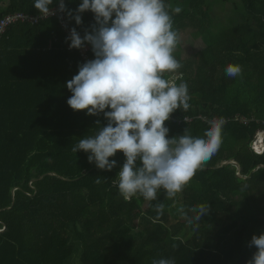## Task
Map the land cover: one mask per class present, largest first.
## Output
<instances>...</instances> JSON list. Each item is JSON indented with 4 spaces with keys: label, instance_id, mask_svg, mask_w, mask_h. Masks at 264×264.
Returning <instances> with one entry per match:
<instances>
[{
    "label": "trees",
    "instance_id": "trees-1",
    "mask_svg": "<svg viewBox=\"0 0 264 264\" xmlns=\"http://www.w3.org/2000/svg\"><path fill=\"white\" fill-rule=\"evenodd\" d=\"M216 1H165L174 30L199 32L202 43L195 59L178 60L177 84H187L190 107L171 115L194 119L167 121L168 138L185 129L203 137L207 128L199 115L253 121L222 126L217 152L173 199L161 189L155 201H125L112 183L126 160L122 152L110 158L117 166L109 172L89 163V153L72 151L107 120L67 104L66 83L83 62L65 48L57 20L7 29L0 40V264H71L74 257L78 264H152L161 258L247 264L256 251L248 243L264 233V154L249 147L260 128L255 121H264V0H238L242 13L233 25L211 21ZM64 2L75 12L82 0ZM33 5L34 0H0V18L39 14ZM176 7L182 9L178 14ZM81 16L76 25L65 14L83 37L95 20L91 12ZM229 64L241 66L242 74L229 78ZM226 162L234 165H221ZM176 204L181 221L172 213L170 220ZM201 205H209V213L196 221ZM185 228L192 235L182 239Z\"/></svg>",
    "mask_w": 264,
    "mask_h": 264
},
{
    "label": "clouds",
    "instance_id": "clouds-1",
    "mask_svg": "<svg viewBox=\"0 0 264 264\" xmlns=\"http://www.w3.org/2000/svg\"><path fill=\"white\" fill-rule=\"evenodd\" d=\"M55 5L76 25L82 23L81 14H94L90 31L81 37L72 28L66 38L70 49L90 45L94 54L66 83L71 92L67 104L75 112L103 114L107 120L106 126L97 121V133L79 139L72 151L89 153V163L109 172L117 166L110 158L122 152L126 160L112 183L125 201L137 196L155 201L161 189L173 199L217 152L221 124L213 122L203 137H193L185 129L183 135L168 138L165 123L178 109L190 107L187 84H177L182 65L174 53L180 37L169 7L164 0H82L75 12L64 0ZM33 7L37 18L55 14L53 0H34ZM172 11L178 14L182 9ZM225 73L238 77L242 67L229 64ZM163 209V203L156 205L158 214ZM208 213L209 205H201L194 219L200 221ZM248 247L256 251L247 264H264V233L253 235ZM152 264H175V260L161 258Z\"/></svg>",
    "mask_w": 264,
    "mask_h": 264
},
{
    "label": "built area",
    "instance_id": "built-area-1",
    "mask_svg": "<svg viewBox=\"0 0 264 264\" xmlns=\"http://www.w3.org/2000/svg\"><path fill=\"white\" fill-rule=\"evenodd\" d=\"M65 3V2H64ZM58 6L54 7L55 14L49 16L48 18H37L39 14L36 15H25L22 13H10L2 18H0V40L3 38L7 29L13 25L21 24V25H30L35 26L45 20L56 19L59 25V29L62 32L65 39V48L67 51H74L78 54L83 63L94 59L90 56V48L88 45H85L83 49H70L69 44L70 40L66 42V38L70 35L71 27L69 26L65 14H61L56 9ZM52 42L49 43L48 49H52ZM193 117L176 115L170 117L169 121L175 124H181L182 122L189 123L193 120ZM197 119H200L202 123L205 124L208 129L213 122H219L221 127L229 122H236L242 125H248L253 121V118L247 119L240 115H234L230 117H205V116H197ZM255 124L260 125V128L257 129L252 137V141L250 143V149L253 154L257 156H261L264 154V121H255Z\"/></svg>",
    "mask_w": 264,
    "mask_h": 264
},
{
    "label": "rangeland",
    "instance_id": "rangeland-1",
    "mask_svg": "<svg viewBox=\"0 0 264 264\" xmlns=\"http://www.w3.org/2000/svg\"><path fill=\"white\" fill-rule=\"evenodd\" d=\"M237 3L238 0H217L216 2H213L211 9V21L213 23L217 22V24L221 25H233L236 22L238 15L242 13V10L238 7ZM179 37L180 42L174 53L176 59L179 61H189L195 59L196 54L199 52V50H201L202 47L199 32L186 31L182 34H179ZM177 206L178 204L173 205L170 212V220L171 213L176 216L177 220H182ZM172 217L174 218V216ZM176 219L174 218V220ZM191 235L192 230L185 228L180 236L182 239H186L191 237ZM76 258L77 257H74L71 260V264H78Z\"/></svg>",
    "mask_w": 264,
    "mask_h": 264
},
{
    "label": "water",
    "instance_id": "water-1",
    "mask_svg": "<svg viewBox=\"0 0 264 264\" xmlns=\"http://www.w3.org/2000/svg\"><path fill=\"white\" fill-rule=\"evenodd\" d=\"M165 1H167V0H164V2ZM224 164H233L234 165V163L233 162H226V163H222L221 165H224ZM260 168H263V167H260ZM238 176V175H237ZM239 177V176H238Z\"/></svg>",
    "mask_w": 264,
    "mask_h": 264
}]
</instances>
